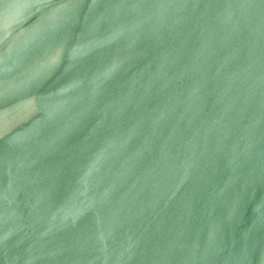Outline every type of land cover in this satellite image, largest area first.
<instances>
[{
	"label": "water",
	"instance_id": "95a60500",
	"mask_svg": "<svg viewBox=\"0 0 264 264\" xmlns=\"http://www.w3.org/2000/svg\"><path fill=\"white\" fill-rule=\"evenodd\" d=\"M0 264H264V0H0Z\"/></svg>",
	"mask_w": 264,
	"mask_h": 264
}]
</instances>
